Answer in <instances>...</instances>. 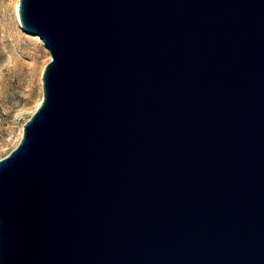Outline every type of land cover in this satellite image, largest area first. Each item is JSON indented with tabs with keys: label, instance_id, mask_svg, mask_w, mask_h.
<instances>
[{
	"label": "water",
	"instance_id": "obj_1",
	"mask_svg": "<svg viewBox=\"0 0 264 264\" xmlns=\"http://www.w3.org/2000/svg\"><path fill=\"white\" fill-rule=\"evenodd\" d=\"M51 58L0 157V264H264V0H19Z\"/></svg>",
	"mask_w": 264,
	"mask_h": 264
},
{
	"label": "rangeland",
	"instance_id": "obj_2",
	"mask_svg": "<svg viewBox=\"0 0 264 264\" xmlns=\"http://www.w3.org/2000/svg\"><path fill=\"white\" fill-rule=\"evenodd\" d=\"M18 2L0 0V157L17 144L24 122L39 105L42 72L51 58L44 41L18 25Z\"/></svg>",
	"mask_w": 264,
	"mask_h": 264
},
{
	"label": "bare ground",
	"instance_id": "obj_3",
	"mask_svg": "<svg viewBox=\"0 0 264 264\" xmlns=\"http://www.w3.org/2000/svg\"><path fill=\"white\" fill-rule=\"evenodd\" d=\"M15 14H16V18H17V21H18V25H20V28L22 29V31H24L25 33L27 32V30H25L23 27H22V23H21V20H20V17H19V12H18V6L16 5V9H15ZM37 38H41L38 34L36 35ZM35 37V38H36ZM42 39V38H41Z\"/></svg>",
	"mask_w": 264,
	"mask_h": 264
}]
</instances>
